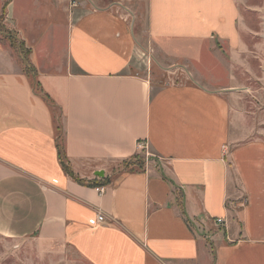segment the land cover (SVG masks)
I'll return each instance as SVG.
<instances>
[{"label":"crops","instance_id":"1","mask_svg":"<svg viewBox=\"0 0 264 264\" xmlns=\"http://www.w3.org/2000/svg\"><path fill=\"white\" fill-rule=\"evenodd\" d=\"M7 1L5 21L55 107L1 49L0 236L68 247L88 264H264V140L239 124L248 111L232 82L247 49L237 44L236 0H147L148 41L191 68L192 83L169 85L147 75L135 19L99 7L106 0H0V13ZM175 39L186 41L181 54L168 45ZM202 52L229 84L204 71ZM58 142L74 174L103 191L64 171ZM146 152L170 175L150 162L116 168Z\"/></svg>","mask_w":264,"mask_h":264},{"label":"rangeland","instance_id":"2","mask_svg":"<svg viewBox=\"0 0 264 264\" xmlns=\"http://www.w3.org/2000/svg\"><path fill=\"white\" fill-rule=\"evenodd\" d=\"M80 0H78L79 2ZM237 23L234 25L237 29V44L240 50L247 51L240 54V63L234 70L232 83H238L237 90L241 95L239 103L248 112H240V126H246V136L249 140H264V0H236ZM80 3V2H79ZM208 0L207 6H211ZM99 7H108L115 5L114 10L123 14L130 15V18L136 21L137 31L140 35L141 44L147 52L150 60L147 75L158 82L160 85L186 84L192 83L193 79L189 75L191 71L188 62L174 58L170 54L159 52L156 45L148 41V1L147 0H106L98 3ZM207 10V8H206ZM6 17V16H5ZM5 17L0 13V50L3 49L7 54L16 58L19 67L25 72L27 63H30V50L24 45L22 39L11 29ZM177 45L168 44L177 53L184 51L187 46L185 40L175 39ZM212 45H219L224 51L229 50L230 42L225 39L216 38L210 41ZM209 42L201 44L202 47L211 45ZM218 43V44H217ZM218 47V46H217ZM242 47V48H241ZM206 48L203 49L205 51ZM239 56V57H240ZM200 62L204 71L212 68L221 79L220 85L224 86L230 83L227 78L228 72L225 67L216 60L208 65V56L203 52L200 54ZM29 61V62H28ZM149 71V73H148ZM210 87V86H208ZM59 115L60 112H57ZM248 118V120L243 119ZM59 122V120H58ZM60 124V122H59ZM245 130V129H244ZM246 132V130H245ZM141 160L136 164V168H146L150 162L154 172H167V161L154 154L142 153L138 155ZM130 162L116 164L117 169L127 167ZM66 163V162H65ZM165 169V170H164ZM180 196V191H176ZM220 228L221 226H216ZM210 262H213V253L215 246H209ZM0 264H88L80 258L72 249L68 247H40L36 240L23 239L14 240L0 236Z\"/></svg>","mask_w":264,"mask_h":264},{"label":"trees","instance_id":"3","mask_svg":"<svg viewBox=\"0 0 264 264\" xmlns=\"http://www.w3.org/2000/svg\"><path fill=\"white\" fill-rule=\"evenodd\" d=\"M8 1L5 3L4 7H3V10H2V15L5 17L6 15V8L8 6ZM29 62V61H28ZM25 73L26 75L29 77L30 79V82L32 84V87L34 89V91L36 93H38L43 99H45L49 105H51V107H55L54 105V102L51 100V98L44 92V90H42V88L40 87V84L37 82L36 80V70L34 69V67L32 66L31 63H27V67H25ZM56 130L58 132V137L60 138L61 137V132H62V127L61 125L59 124L58 120H57V117H56ZM58 150H59V155H60V159L63 161V167H64V171L69 174L74 180H76L77 182L79 183H82V184H87V185H91V186H94V187H101L102 184H99L97 182H90V181H84L80 178H78L74 172L71 170V168L65 163L64 161V153H63V145L61 142H58ZM131 161H134V162H130L127 167H124L123 169H130L131 171H136V170H142L143 168H136V164L138 162H140L141 160L138 159V155L135 156ZM126 163L129 162V161H125ZM124 163V162H123ZM110 180L109 179H104V183L107 184L109 183Z\"/></svg>","mask_w":264,"mask_h":264},{"label":"built area","instance_id":"4","mask_svg":"<svg viewBox=\"0 0 264 264\" xmlns=\"http://www.w3.org/2000/svg\"><path fill=\"white\" fill-rule=\"evenodd\" d=\"M138 148H139L140 150H144V149L146 148V144H145L144 142H140V143L138 144ZM98 189H99L100 191H103V190H104L103 187H99ZM98 220H99L100 222H103V221H104V216H103V215H99V216H98ZM214 223H215L216 226H222V225L224 224V220H223L222 218H218V219H216V220L214 221Z\"/></svg>","mask_w":264,"mask_h":264},{"label":"water","instance_id":"5","mask_svg":"<svg viewBox=\"0 0 264 264\" xmlns=\"http://www.w3.org/2000/svg\"><path fill=\"white\" fill-rule=\"evenodd\" d=\"M95 176H97L99 178H104L105 177V173H104V171H97L95 173Z\"/></svg>","mask_w":264,"mask_h":264}]
</instances>
